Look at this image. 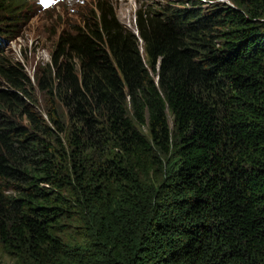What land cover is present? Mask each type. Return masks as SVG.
I'll list each match as a JSON object with an SVG mask.
<instances>
[{
    "label": "trees",
    "instance_id": "trees-1",
    "mask_svg": "<svg viewBox=\"0 0 264 264\" xmlns=\"http://www.w3.org/2000/svg\"><path fill=\"white\" fill-rule=\"evenodd\" d=\"M150 1H99L32 75L0 39L12 264H264V0ZM48 2L0 0L2 35Z\"/></svg>",
    "mask_w": 264,
    "mask_h": 264
},
{
    "label": "rangeland",
    "instance_id": "rangeland-1",
    "mask_svg": "<svg viewBox=\"0 0 264 264\" xmlns=\"http://www.w3.org/2000/svg\"><path fill=\"white\" fill-rule=\"evenodd\" d=\"M104 1L113 2L119 20L126 24L129 23V25L133 24V16L140 4L151 2L150 0ZM92 3L93 0H86L85 4L80 6V0H66L61 3L55 0L51 1L45 10H41L37 14L30 13L27 18L17 23V30L10 34L14 37L2 35L0 32L4 55L11 58L12 61L23 63L27 73L32 75L34 66L49 59L53 43L59 33L82 23L80 21L84 11L80 10L79 7H85L89 10L92 9ZM20 13L25 14L23 11ZM18 18L23 19L21 15ZM37 97L42 106L40 93ZM0 264H12V260L1 249Z\"/></svg>",
    "mask_w": 264,
    "mask_h": 264
},
{
    "label": "clouds",
    "instance_id": "clouds-1",
    "mask_svg": "<svg viewBox=\"0 0 264 264\" xmlns=\"http://www.w3.org/2000/svg\"><path fill=\"white\" fill-rule=\"evenodd\" d=\"M96 0H93V3H92V9H89V10H87V9H85V7H79V9L80 10H82V11H84V14H82V18H81V21L80 22H82V20L84 19V18H88V15H90L91 14V11H93V13L95 14V16L96 17H99V14H100V9H99V6H98V2L100 1V2H104L105 3V5H107V7H108V5H112V6H114L113 5V2H111V1H104V0H98L97 2H95ZM148 1V0H147ZM172 1H176V0H172ZM51 1H49L47 4L46 3H44L43 5H42V7L40 8V10L39 11H41V10H45V7L50 3ZM85 2H86V0H80V6L81 5H84L85 4ZM160 2H161V0H160ZM145 4V3H144ZM65 5V3L63 4V6ZM141 5V4H140ZM140 7V6H139ZM107 10V9H106ZM106 10H104V12H106ZM38 11V12H39ZM114 14H115V18L116 19H118L119 20V18H118V16H117V12H116V10H115V7H114ZM120 21V20H119ZM122 24H124L126 27H130V25H129V23L128 24H126L125 22H122V21H120ZM84 27V23L82 22L81 24H79V25H75V26H72V27H70L68 30H69V33H71V35H75L76 33H77V27ZM68 30H65V32H67Z\"/></svg>",
    "mask_w": 264,
    "mask_h": 264
}]
</instances>
